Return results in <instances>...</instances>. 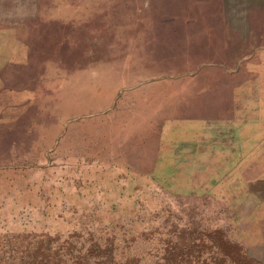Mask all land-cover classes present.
Listing matches in <instances>:
<instances>
[{
  "label": "rangeland",
  "instance_id": "1",
  "mask_svg": "<svg viewBox=\"0 0 264 264\" xmlns=\"http://www.w3.org/2000/svg\"><path fill=\"white\" fill-rule=\"evenodd\" d=\"M261 18L264 0H0V264H165L194 230L264 264V124L250 96L239 131L206 123L239 114Z\"/></svg>",
  "mask_w": 264,
  "mask_h": 264
},
{
  "label": "crops",
  "instance_id": "2",
  "mask_svg": "<svg viewBox=\"0 0 264 264\" xmlns=\"http://www.w3.org/2000/svg\"><path fill=\"white\" fill-rule=\"evenodd\" d=\"M260 23L256 24V28L254 30V47H253V59H254V72H253V83L248 84L246 82L239 83L236 87L232 88L234 94L242 99V104L238 107L239 114H244L243 117H240L239 114L235 118L228 119H216L209 118L206 120L207 122H211L217 126H219L222 130L226 128H230L232 131H239L238 127L240 124L244 127L246 123L250 122V119L246 118V103L245 97L250 96V99L253 100V109L248 110L249 113L253 111L254 118L252 122L254 123V127L256 130H261L264 124V18H261ZM247 55L242 54L238 59L236 64L237 73L245 70L247 60ZM248 86V87H247ZM252 91V94H251ZM240 100V99H239ZM240 107L244 108V110H240ZM237 112V113H238ZM247 112V113H248ZM221 123L222 125H220ZM236 127V128H235ZM260 128V129H259ZM243 130V129H242Z\"/></svg>",
  "mask_w": 264,
  "mask_h": 264
},
{
  "label": "trees",
  "instance_id": "3",
  "mask_svg": "<svg viewBox=\"0 0 264 264\" xmlns=\"http://www.w3.org/2000/svg\"><path fill=\"white\" fill-rule=\"evenodd\" d=\"M189 234L190 238L187 237V240L178 237V241L169 242V246L166 249L165 264H256L251 259L243 257L240 259L239 253L241 249L236 244L224 241L222 249L216 241H213L215 247L207 244L206 238L211 236L206 237L202 233H197V230ZM225 246L236 251V257H230L224 251L226 250ZM205 251H207V258H204L206 255ZM37 264H43V262H38Z\"/></svg>",
  "mask_w": 264,
  "mask_h": 264
}]
</instances>
